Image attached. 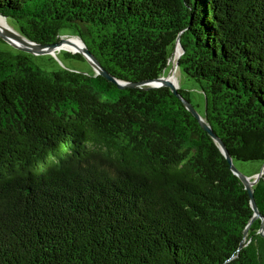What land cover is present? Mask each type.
<instances>
[{"label": "trees", "instance_id": "obj_1", "mask_svg": "<svg viewBox=\"0 0 264 264\" xmlns=\"http://www.w3.org/2000/svg\"><path fill=\"white\" fill-rule=\"evenodd\" d=\"M0 11L42 43L80 35L129 81L163 74L180 35L205 117L240 170L263 169L253 191L264 215V0H0ZM9 46L0 264H264L249 191L169 87L48 71Z\"/></svg>", "mask_w": 264, "mask_h": 264}, {"label": "water", "instance_id": "obj_2", "mask_svg": "<svg viewBox=\"0 0 264 264\" xmlns=\"http://www.w3.org/2000/svg\"><path fill=\"white\" fill-rule=\"evenodd\" d=\"M0 18L3 19L5 22V23L0 22V38L17 50L27 52L30 54L51 53L53 55H56L57 51H61L62 49L71 51L72 53H75V54L79 53L82 55V57L86 58L92 64L94 68V72L92 73L93 75H97V74L102 75L106 79L116 83L119 88L145 87L146 89H150L152 87H162V86L169 87V89L178 98L182 100L185 107L197 118L201 127L205 131H207L208 134L216 141L221 151L223 152L224 156L228 160L233 172L236 173L241 178V180L244 182L245 187L249 191V195L251 198V205L254 210V215L251 219V222L256 218L261 219V226H260L259 232L261 235L264 236V215L260 211L257 205V202L254 197V191H253V185L257 182V180L263 173V169L254 175H248L244 173L243 171H241L237 167V165L234 163L233 157L226 143L216 133L212 125L209 123V121L205 117L204 113L201 112L196 107V105L192 102L191 98L186 97L180 91V88H182V86L180 85V82H179V73L181 72L179 58L181 57V55L184 53V50H185L181 42L180 35H178L177 37L174 50L169 56L168 64L163 74L153 77V78H147V79L137 80V81H129V80L116 77L107 68H105L103 64L100 62V60L97 58V56L90 50V48L88 47V45L86 44V42L80 35L73 34V33H62V34H59V37L57 40L53 42H49V43H42V42L28 38L12 22H10L8 19V16L2 13L1 11H0ZM74 36L80 38L83 41V45L79 46L77 51L70 50L63 46L65 42H71V38ZM178 44L180 45L181 51L179 52L178 57H175L174 53H175V50L177 49ZM70 70H74V69H70ZM75 71H78V70H75ZM176 72H177V75H176ZM87 74H91V73H87ZM184 90H187V89H184ZM246 232H247V229H246Z\"/></svg>", "mask_w": 264, "mask_h": 264}, {"label": "rangeland", "instance_id": "obj_3", "mask_svg": "<svg viewBox=\"0 0 264 264\" xmlns=\"http://www.w3.org/2000/svg\"><path fill=\"white\" fill-rule=\"evenodd\" d=\"M63 32H68V30L63 29ZM0 48L11 50V47L3 41H0ZM32 58L40 67L48 71H53L58 68H70L91 74L94 72L92 64L86 58L65 49L57 51L56 55L51 53L32 54ZM179 82L183 89H187L189 91L190 98L196 107L201 112H204L205 95L200 89L198 82L194 78L186 75L184 72L179 73ZM255 163L257 162L240 161L238 165L244 173L249 175L252 170L251 167L255 165Z\"/></svg>", "mask_w": 264, "mask_h": 264}, {"label": "bare ground", "instance_id": "obj_4", "mask_svg": "<svg viewBox=\"0 0 264 264\" xmlns=\"http://www.w3.org/2000/svg\"><path fill=\"white\" fill-rule=\"evenodd\" d=\"M0 22L5 23L3 19L0 18ZM83 45V41L78 37H72L71 42H65L63 46L73 51H77L79 46ZM181 51L180 45L178 44L177 49L175 51V57H178L179 52ZM177 75V72H176Z\"/></svg>", "mask_w": 264, "mask_h": 264}]
</instances>
